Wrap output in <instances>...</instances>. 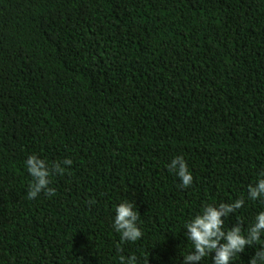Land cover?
Masks as SVG:
<instances>
[{
	"label": "trees",
	"instance_id": "obj_1",
	"mask_svg": "<svg viewBox=\"0 0 264 264\" xmlns=\"http://www.w3.org/2000/svg\"><path fill=\"white\" fill-rule=\"evenodd\" d=\"M29 155L71 160L52 194L27 197ZM261 172L264 0H0V264H183L204 206L242 198L223 219L246 232ZM123 200L136 242L112 228Z\"/></svg>",
	"mask_w": 264,
	"mask_h": 264
},
{
	"label": "clouds",
	"instance_id": "obj_2",
	"mask_svg": "<svg viewBox=\"0 0 264 264\" xmlns=\"http://www.w3.org/2000/svg\"><path fill=\"white\" fill-rule=\"evenodd\" d=\"M63 165L71 164L70 159L49 165L45 160L35 155H29L24 161V167L31 177L27 191L29 199L35 198L42 190L52 194L50 177L53 171L60 173ZM169 171L179 179L182 187L192 184L193 177L188 170L186 161L181 156L173 157L168 165ZM249 200H264V172L254 184L247 186ZM244 203L242 198H237L229 203L217 205L208 204L202 211L190 217L183 223L184 237L189 242V251L183 255V264H200L205 257L211 256L212 264H232L234 257L245 251V246L258 244L248 264H264V210L259 211L242 232L239 226L225 228L224 219L229 213L240 209ZM137 207L132 202L123 200L115 205L112 216V228L119 235L121 242H136L142 236L138 226ZM119 264H138L135 256L118 257Z\"/></svg>",
	"mask_w": 264,
	"mask_h": 264
}]
</instances>
